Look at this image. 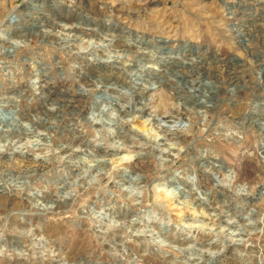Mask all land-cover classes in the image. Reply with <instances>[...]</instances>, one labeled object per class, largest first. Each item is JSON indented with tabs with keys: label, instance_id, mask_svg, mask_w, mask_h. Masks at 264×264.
<instances>
[{
	"label": "rangeland",
	"instance_id": "1",
	"mask_svg": "<svg viewBox=\"0 0 264 264\" xmlns=\"http://www.w3.org/2000/svg\"><path fill=\"white\" fill-rule=\"evenodd\" d=\"M0 55V264H264V0H0Z\"/></svg>",
	"mask_w": 264,
	"mask_h": 264
},
{
	"label": "bare ground",
	"instance_id": "2",
	"mask_svg": "<svg viewBox=\"0 0 264 264\" xmlns=\"http://www.w3.org/2000/svg\"><path fill=\"white\" fill-rule=\"evenodd\" d=\"M29 6V5H28ZM31 6V5H30ZM72 13V12H71ZM10 21H12V18H10ZM62 30V32L64 31L63 29H61ZM118 36V35H117ZM66 39H68V38H70L69 36H67L66 35ZM86 40V39H85ZM17 46V45H16ZM101 47V43L99 44V43H90L88 46H87V49H89V50H96V49H98V48H100ZM44 50V49H43ZM1 56V55H0ZM109 85V84H108ZM98 88H100V87H98ZM148 89V88H147ZM100 90V89H99ZM105 90L101 93V95H103V94H105ZM94 95V94H93ZM98 96L97 95H94V97H93V100L95 99L96 100V98H97ZM92 99V98H91ZM73 103H75V102H73ZM107 108V107H106ZM105 108V109H106ZM103 111H104V109H103ZM173 117V116H172ZM177 117H179V116H177ZM183 118V117H182ZM21 120V119H20ZM178 120H180V119H178ZM177 120V121H178ZM186 120V119H185ZM181 121V120H180ZM165 124H166V122H164ZM104 125V124H103ZM106 127V126H105ZM158 129H160V126H159V128ZM157 129V130H158ZM152 130V129H151ZM162 131H163V129H161V133H162ZM18 132V131H17ZM167 132V130L165 131V132H163L164 133V135H165V138H166V133ZM17 136V135H16ZM130 137H131V135H130ZM135 137V136H134ZM13 138V137H12ZM15 138V137H14ZM19 138H21V137H19ZM26 138V137H25ZM17 139V138H16ZM27 141V140H26ZM169 141H170V139H169ZM21 142V144H22V141H21V139H19V140H15V141H12L11 142V144H10V147H11V150H17L16 148H18V146H16L17 144H19ZM34 145H36V144H34ZM27 146V145H26ZM36 146H39L38 144L36 145ZM156 146L158 147V145L156 144ZM43 148V147H42ZM46 149V148H45ZM49 150H50V148H48ZM62 150V149H61ZM9 151H10V149H9ZM34 155V154H33ZM51 155V154H50ZM38 156V155H37ZM58 156V155H57ZM216 156V155H215ZM217 157V156H216ZM96 168V167H95ZM44 176V175H43ZM227 177L225 178L226 179V181L228 182V183H230V184H233L234 182H235V180L237 179V176L235 175V174H230V171H229V174L228 175H226ZM112 178V177H111ZM9 186V185H8ZM2 188V187H1ZM243 189H245L244 187H242ZM264 190V185L263 186H260V190ZM246 190V189H245ZM245 190H244V193H237V195H243V196H245V195H248V196H251V195H253L254 193H257L258 192V194H259V190H255L254 188H252L249 192H247L246 191V193H245ZM239 192H240V190H239ZM233 193V192H232ZM137 194V193H136ZM138 194H140V193H138ZM130 196H134V191L132 192V193H130L129 194ZM236 195V194H235ZM27 196H29V198H31V195H28L27 194ZM137 196V195H136ZM243 199V198H242ZM263 199V201H264V198H262ZM38 202H40V201H38ZM104 209V211L105 212H107V211H109L111 214H112V216L113 215H118V214H120L121 216H122V218H128V215L130 214L128 211H118V210H116V209H114V208H112V207H110L109 209L108 208H103ZM103 211V212H104ZM45 212H46V210H45ZM157 213V212H156ZM97 214H99V213H97ZM160 214V213H159ZM158 214V215H159ZM96 216V215H95ZM103 216H107V214H105V215H103ZM100 220H103V217H102V215H100ZM112 218V217H111ZM141 218L143 219L144 218V215H143V217L141 216ZM161 219H162V221L164 220V217L161 215V217H160ZM166 218V217H165ZM95 219V218H94ZM137 219V218H136ZM125 221V220H124ZM126 222V221H125ZM16 223V222H15ZM123 223V222H122ZM127 223V222H126ZM135 223V222H134ZM134 223H133V221H132V219H131V222L130 223H128L129 225H127L129 228H131V229H134ZM29 224V223H28ZM30 225V224H29ZM191 225V224H190ZM18 226H19V224H18ZM156 226V225H155ZM155 226H153L152 225V227L153 228H155ZM264 226V214H261V217H260V231L262 230V227ZM151 227V226H150ZM31 228V227H30ZM107 228V227H106ZM110 228V227H109ZM120 228V227H119ZM122 228V227H121ZM158 228V227H157ZM20 229V228H19ZM108 229V228H107ZM123 229V228H122ZM126 229V228H125ZM146 229V228H145ZM120 230V229H119ZM38 231V230H37ZM112 231V230H111ZM183 231H186V232H188L187 234H186V237L184 238V239H186L187 238V236L188 235H195L196 234V230H192V229H187V230H183ZM198 231V230H197ZM30 232V231H29ZM28 232V233H29ZM185 232V233H186ZM114 233V232H113ZM29 235H31V234H29ZM243 236V235H242ZM247 236V235H246ZM251 236V235H250ZM32 237V236H31ZM191 237H194V236H191ZM229 238H230V240L231 241H228L227 243L229 244V245H231V246H233V247H236V246H238V245H242L243 244V241H245L244 239H242V238H240V239H234V237H232V235L231 236H228ZM204 238V237H203ZM32 239V238H31ZM194 240H195V237H194ZM189 241V240H188ZM222 241V240H221ZM212 244L214 245V244H217V242L215 243V242H212ZM212 244H210V245H212ZM219 244V243H218ZM225 245V244H224ZM224 245H222V246H224ZM228 245V246H229ZM216 246V245H215ZM219 247V246H218ZM225 247H227V246H225ZM243 248H245V247H243ZM251 253L253 254V256L252 257H254L255 258V262H256V264H258V262L261 260H259V258H258V256L260 255V251H258V249L256 250L255 249V247H252L251 249ZM220 251H222V250H220ZM245 251V250H244ZM248 252V251H247ZM210 258H212V257H215V258H217L218 257V253H213V255L211 254L210 256H209ZM207 258V257H206ZM209 259V258H208ZM249 259V258H248ZM211 260V259H210ZM260 263V262H259ZM209 264V263H208Z\"/></svg>",
	"mask_w": 264,
	"mask_h": 264
}]
</instances>
